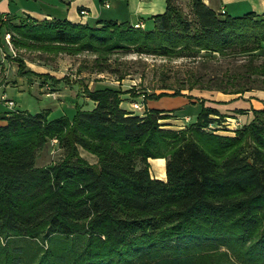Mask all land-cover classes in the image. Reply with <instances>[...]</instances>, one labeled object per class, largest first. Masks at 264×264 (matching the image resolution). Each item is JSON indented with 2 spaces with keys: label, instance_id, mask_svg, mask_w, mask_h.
Instances as JSON below:
<instances>
[{
  "label": "trees",
  "instance_id": "trees-1",
  "mask_svg": "<svg viewBox=\"0 0 264 264\" xmlns=\"http://www.w3.org/2000/svg\"><path fill=\"white\" fill-rule=\"evenodd\" d=\"M165 1L164 12L153 15L146 29L126 21L90 25L0 14V38L12 32L20 43L77 47L102 57L132 46L138 54L182 59L184 78L171 88L173 96L186 95L184 89L239 95L264 90V55L258 53L264 52V14L233 17L189 0L188 17L179 0ZM217 56L245 60L230 62L219 76L212 64ZM21 74L61 81L31 69ZM121 93L110 86L87 90L94 106L75 104L71 118L49 120L47 110L0 113L6 121L0 125V238L45 242V252L27 264H228L230 257L208 250L225 244L240 259L245 240L251 242L246 253L261 256L264 108H251L253 117L229 136L206 131L224 117L216 108L201 103L195 121L175 130L160 122L173 111L135 114L121 107ZM51 138L62 156L38 165V152ZM155 157L165 158L164 180L150 174L148 159ZM75 237L84 244L68 246ZM248 261L264 264L261 258ZM0 264L25 263L0 242Z\"/></svg>",
  "mask_w": 264,
  "mask_h": 264
},
{
  "label": "rangeland",
  "instance_id": "rangeland-1",
  "mask_svg": "<svg viewBox=\"0 0 264 264\" xmlns=\"http://www.w3.org/2000/svg\"><path fill=\"white\" fill-rule=\"evenodd\" d=\"M179 3L183 12L187 14L188 17H192L189 0H179ZM146 28L148 27L146 26L144 29ZM9 33H6L2 39L0 38V92L2 89V94L4 93L7 98L13 99L18 110L22 109L34 113L43 109H49V115L55 117L60 115L59 113L62 112V107L64 106L66 108L65 112L70 114L71 112L67 109L71 104L74 106L75 104H79L83 109L92 106V101L86 95L87 90H92L96 87L110 86L120 89L122 96L123 94H125L124 96L127 95L126 98L129 100L128 105L130 111H132L131 103L133 102L140 103L142 108H144L143 111H133L134 113H143L147 109L146 104L148 101L156 102L155 107L149 108L173 111L175 115L168 113L169 117L161 119L160 122L165 128L182 130L192 121H195L201 111V103L204 104L205 100L209 99L206 96H200L199 94H201L203 90L199 89H193L191 91L184 89L182 93L186 95H171L173 92L171 88L178 87L180 85V80L184 78L185 67L183 66L182 59L173 60L160 56L138 54L134 51L132 46L128 50H106L102 57L99 51H84L77 47L68 46L70 48L66 49L51 44H32L28 41L20 43V41H22L20 37L14 35L15 33H12L13 37H11ZM13 38L14 40H12ZM17 41H19V43H17ZM258 53L264 55L263 51H258ZM8 56L12 59L10 57L9 59ZM13 56H16L15 60ZM244 60L245 58H243V56H237L235 59L220 58L217 56L216 61L212 64L220 71L218 75L220 76L222 74L221 76H223L225 74L223 73L224 70L232 68L230 62L238 65L244 63ZM21 62L24 66H22ZM19 63L21 64L20 68ZM32 68L61 77L59 78L61 80V88L59 90L63 95L58 96L61 98L63 104L60 103L56 94L50 95L46 93H53L55 91L51 89V87L47 88L46 84L49 86H56L58 83L54 84L51 80H45L34 75L31 76L30 79H26L22 76L21 72L28 69L32 70ZM20 77L23 78L21 87L20 84L22 82L19 81V79H21ZM33 77L35 78L33 79ZM162 86H170V88L162 89ZM64 91L66 93H64ZM151 93H165V95L150 99L148 95ZM237 95L239 97L237 99L254 100L255 102L260 101L263 107L258 109L264 108L263 89L250 90L249 92ZM176 97L195 99L196 102L193 103L196 104H180L181 99ZM252 106V103H250L249 109L241 108L244 109L245 112H237L238 115L224 114L221 121H217L218 123H209L206 127V131L234 136L237 134L236 129L240 128L253 117V114L250 115V113H252L250 110L253 108ZM236 109L240 108H235L234 111ZM246 112L249 113V116L240 115H245ZM187 115H189L191 119L185 122L182 118ZM214 118L219 120L217 116ZM62 152L56 138L48 139L45 146L38 152L37 164L46 165L54 163L61 158ZM82 155L86 156L91 162L95 161V158L87 153L82 152ZM160 159L165 158L155 157L148 159L150 174L153 172L155 166L154 162ZM149 160H151V162ZM257 239L258 238H256V240ZM38 241L39 240L24 237L0 238L1 245L3 244L12 254L19 252L25 264L33 260L36 261L41 253L45 252L47 248L46 243ZM232 241L231 239L229 242ZM83 242V239L75 237L73 240L68 241V246H82V244H84ZM250 244V240H245L244 245H239L238 253L241 255L240 259L232 254L229 246L225 244L217 245L215 248L209 249L208 251L216 255L224 254V260L230 257L228 264H247V262H249L248 257L250 258V262L252 259H264V253H262L261 256L259 254L256 255L258 257L246 253V247Z\"/></svg>",
  "mask_w": 264,
  "mask_h": 264
},
{
  "label": "crops",
  "instance_id": "crops-1",
  "mask_svg": "<svg viewBox=\"0 0 264 264\" xmlns=\"http://www.w3.org/2000/svg\"><path fill=\"white\" fill-rule=\"evenodd\" d=\"M203 2L209 7H211L217 14L224 13V15L228 14L233 17L242 16L248 12H254L258 15L264 14V0H203ZM165 8V0H0V14H2L4 18L19 15L29 16L36 20H69L73 23H87L90 25H94L100 20H113L118 23L126 21L133 25L142 23V28H145L146 26L148 28L152 27L153 22L151 17L155 14L164 12ZM82 11H84V13H82ZM32 70L37 73H48L41 72L34 68H32ZM49 74L55 76L56 78H61L52 73ZM20 78L21 79H18L20 82H22L23 78ZM34 78L35 77H33V79ZM22 84L23 82L20 84V87ZM60 85L61 81L56 86H49L48 84H46V87H51V89H54L55 91L53 92V94H56L57 98H59L58 95H63L62 92L59 90L61 88ZM2 91L3 90L1 89V92ZM64 93L66 92L64 91ZM124 95L125 94H123V96L121 95L120 105L122 108L129 110V100H127L126 98L127 95ZM199 95L206 96L209 98L205 100V106L216 108L223 115H238L237 112L234 111V109H249L250 103H252V107L256 109L263 107V104L260 101L255 102L254 100L248 101L244 99H237L239 98L237 94L224 93L216 90H203V92ZM176 98H180V104L183 105H188L191 103L196 104L193 103L196 102L195 99H188L187 97ZM59 100L60 103L63 104L61 98H59ZM93 106L94 102L92 101V106L90 108H92ZM146 106L147 108L155 107L156 102L148 101ZM64 108L65 107L63 106L62 112L59 113L60 115L51 117V115H49L48 113L47 118L49 120L62 116L71 118L75 111L74 105L71 104L67 109L71 112L70 114L66 113V108ZM13 110H18V108L15 106ZM43 110H47L49 112V109ZM9 111H12V109H9L5 102L0 100V113H5ZM135 114L142 115V112H135ZM251 114L252 113H250V115ZM240 115L249 116V113L246 112L245 115ZM5 123V120L0 119V125H4ZM160 160L154 162L155 166L153 172L151 173V176L153 178L164 180L165 159ZM149 161L151 162V160Z\"/></svg>",
  "mask_w": 264,
  "mask_h": 264
},
{
  "label": "built area",
  "instance_id": "built-area-1",
  "mask_svg": "<svg viewBox=\"0 0 264 264\" xmlns=\"http://www.w3.org/2000/svg\"><path fill=\"white\" fill-rule=\"evenodd\" d=\"M107 5V4H106ZM82 13H84V11H82ZM2 18H4L3 16H1ZM134 26H137V27H143V24L142 23H140V24H135ZM47 94H50V95H54L53 93H51V92H47ZM0 100H2V101H4L5 102V104L7 105V107L9 108V109H14L15 108V106H16V104H15V102H14V100L13 99H11V98H7L6 97V95L3 93V94H1L0 95ZM131 106H132V111H143V109L144 108H142V106L140 105V103H137V102H133V103H131ZM185 122H188V121H190V119H191V117L190 116H185V117H183L182 118Z\"/></svg>",
  "mask_w": 264,
  "mask_h": 264
}]
</instances>
